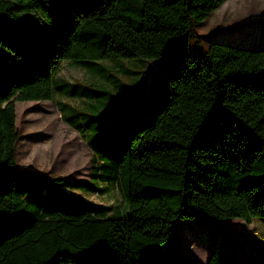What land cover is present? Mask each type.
Listing matches in <instances>:
<instances>
[{
  "label": "trees",
  "instance_id": "obj_1",
  "mask_svg": "<svg viewBox=\"0 0 264 264\" xmlns=\"http://www.w3.org/2000/svg\"><path fill=\"white\" fill-rule=\"evenodd\" d=\"M228 1L0 0V264H173L176 223L264 219V48L204 50L196 31ZM163 58L165 96L138 97L140 82L74 127L88 182L17 167L16 103L52 101L63 62ZM94 181L127 214L67 194ZM185 226L184 255L199 239ZM207 264L238 263L217 247Z\"/></svg>",
  "mask_w": 264,
  "mask_h": 264
},
{
  "label": "rangeland",
  "instance_id": "obj_2",
  "mask_svg": "<svg viewBox=\"0 0 264 264\" xmlns=\"http://www.w3.org/2000/svg\"><path fill=\"white\" fill-rule=\"evenodd\" d=\"M196 31L204 50L213 43L249 50L264 48V0H229L199 24ZM190 54H199L193 43ZM168 70L169 60L164 58L90 64L63 62L55 74L57 91L52 101L16 103L20 137L16 146L17 167L56 179L88 182L93 153L81 136L86 133L80 134L75 128L84 130L89 119L107 113L114 105V97L120 96L124 88L140 82L144 84L138 97L165 96ZM91 185L99 192L68 190L67 194L111 208L108 217L127 214L117 185L96 181ZM185 225H190V233L200 234L197 233L199 239L191 242L184 255L177 247L182 245L180 233L187 228ZM175 227L173 264H206L216 246L240 264H264V219H255L252 225L239 219L182 221Z\"/></svg>",
  "mask_w": 264,
  "mask_h": 264
},
{
  "label": "water",
  "instance_id": "obj_3",
  "mask_svg": "<svg viewBox=\"0 0 264 264\" xmlns=\"http://www.w3.org/2000/svg\"><path fill=\"white\" fill-rule=\"evenodd\" d=\"M217 248V246L215 247ZM214 252V249L211 251L209 258L211 257L212 253ZM209 260V259H208ZM208 262V261H207Z\"/></svg>",
  "mask_w": 264,
  "mask_h": 264
},
{
  "label": "crops",
  "instance_id": "obj_4",
  "mask_svg": "<svg viewBox=\"0 0 264 264\" xmlns=\"http://www.w3.org/2000/svg\"><path fill=\"white\" fill-rule=\"evenodd\" d=\"M210 254V253H209ZM210 256V255H209ZM228 256V255H227ZM231 260H233V261H235L234 259H232L230 256H228ZM238 263V262H237ZM206 264H207V262H206ZM238 264H240V263H238Z\"/></svg>",
  "mask_w": 264,
  "mask_h": 264
}]
</instances>
